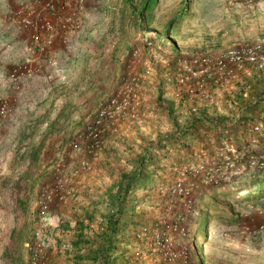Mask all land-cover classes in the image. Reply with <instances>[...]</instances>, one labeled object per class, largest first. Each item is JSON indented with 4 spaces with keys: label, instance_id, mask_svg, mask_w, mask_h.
<instances>
[{
    "label": "rangeland",
    "instance_id": "1",
    "mask_svg": "<svg viewBox=\"0 0 264 264\" xmlns=\"http://www.w3.org/2000/svg\"><path fill=\"white\" fill-rule=\"evenodd\" d=\"M17 1L0 0V102L8 99L14 106L12 114L0 120V264H30V246L39 227L36 200L44 181L60 159L68 158L69 141L113 94L131 51L144 46L145 36L161 44L172 71L181 56H218L264 39V0L254 5L247 0H88L70 45L55 53L54 78L33 77L18 87L8 76L26 58L25 36L4 20ZM148 55L144 51L146 60ZM156 67L146 96L154 118L131 126L128 136L113 140L117 146L101 151L97 159L103 152L104 160L99 166L93 162L97 176L92 183L88 178L85 187L54 212L47 234L50 264H99L92 259L96 242L88 234L112 232L111 218L121 219L112 260L140 264L133 253L134 232L165 216L157 189L174 184L178 165L195 161L193 146L169 140L199 116L172 95L162 67ZM260 90L250 92L258 98ZM238 107H248L243 115L250 121L264 123L262 102L241 97ZM237 112L217 113L228 120ZM221 135L209 133L211 149L218 147ZM190 141L196 149L202 145ZM259 150L264 151V145ZM263 176V171H248L234 182L195 194L188 235L178 237L175 246H188V264H264V232L254 236L246 231L264 223V186L252 185Z\"/></svg>",
    "mask_w": 264,
    "mask_h": 264
},
{
    "label": "built area",
    "instance_id": "2",
    "mask_svg": "<svg viewBox=\"0 0 264 264\" xmlns=\"http://www.w3.org/2000/svg\"><path fill=\"white\" fill-rule=\"evenodd\" d=\"M258 1L247 0L250 5ZM87 2L18 0L8 10L4 20L23 32L26 53V58L11 68L10 82L19 87L33 77L45 81L54 78L55 53L70 45L86 16ZM142 42L144 46L138 45L131 51L113 94L69 141L68 158L60 159L50 178L44 181L36 200L39 227L30 246V264H50L52 244L47 234L54 212L66 206L69 196L82 190L88 178L92 183L97 176L93 162L108 141L121 138L131 126H142L154 118L155 109L147 105L146 96L156 66L162 67V77L172 95L188 105L193 114L225 109L238 112L232 123L224 127L214 150L204 147V143L196 149L190 141L188 146H193L195 161L178 165L174 184L160 185L157 189L164 202L165 216L134 232L137 245L133 253L140 264H188V246L179 249L175 246L178 237L188 235L187 223L195 207V194L234 182L248 171H264V151L259 150L264 145V123L246 122L243 113L248 107H238L241 97L253 104L264 102V39L237 45L218 56H181L175 61L174 71L166 66L163 47L153 36H145ZM144 51L150 59L146 60ZM254 87L261 88L258 98L250 92ZM13 109L11 100H2L0 120L9 117ZM237 126L242 130L239 135L233 131ZM211 140L210 137L208 141ZM246 231L254 236L262 233L264 223L257 228L247 226Z\"/></svg>",
    "mask_w": 264,
    "mask_h": 264
},
{
    "label": "trees",
    "instance_id": "3",
    "mask_svg": "<svg viewBox=\"0 0 264 264\" xmlns=\"http://www.w3.org/2000/svg\"><path fill=\"white\" fill-rule=\"evenodd\" d=\"M152 2L155 4L156 0H148L146 3ZM257 106V105H256ZM256 109V108H255ZM250 114V112H249ZM253 114V112H252ZM252 114H250L252 116ZM211 113L202 112L198 118H193L190 124L182 131L176 132L172 134L169 141L175 143L180 142L182 143H189V140H197L201 141V143H204L205 146H208V138L209 133H216V134H222V131L224 129V119L221 117L220 119L218 117H211ZM249 115V116H250ZM246 122L248 120L250 121L252 118L244 116ZM240 129V126H237L233 128V131L237 133V130ZM241 130V129H240ZM202 133V134H201ZM185 139V140H182ZM211 148V147H210ZM264 172V171H263ZM138 180V178H137ZM253 187H263L264 186V176L262 180H259L257 182H254ZM126 189H130L129 186L126 187ZM250 190L252 188H249ZM120 218H111L108 223V229L111 231H105L103 233L97 234V233H89L88 235L94 240L95 243V250L92 251V259L99 264H115L112 260V256L116 250V239L118 236V231L121 229L118 224L120 223ZM113 227V228H112ZM80 231L82 230V225L80 227ZM77 230L79 231V229ZM85 230V229H84ZM85 233V232H84ZM83 233L81 231V239H84L85 236H82ZM90 237H86L87 239H90Z\"/></svg>",
    "mask_w": 264,
    "mask_h": 264
},
{
    "label": "crops",
    "instance_id": "4",
    "mask_svg": "<svg viewBox=\"0 0 264 264\" xmlns=\"http://www.w3.org/2000/svg\"><path fill=\"white\" fill-rule=\"evenodd\" d=\"M255 12H257V14H259V13H261V9H257ZM255 12H253V13H255ZM257 36L256 37H258V35L259 34H256ZM255 36V35H254ZM263 104H264V102H262ZM211 114L212 113H214V112H210ZM215 114V116L214 117H222L224 120H225V122L226 123H232V119L230 118V119H228V120H226L227 119V117L226 116H221L222 114H218L217 112H215L214 113ZM129 133H130V129L128 128L126 131H125V133H124V135L126 136L127 134L129 135ZM127 135V136H128ZM115 138H113V139H110L109 141H108V143H107V145H106V149L107 148H113L114 146H117V144L118 143H116V142H114L113 140H114ZM116 139H118L119 140V138H116ZM114 145V146H113ZM104 156H105V154H103V152L99 155V158L98 159H96L97 160V162H96V164L99 166V164H100V162L101 161H103L104 160Z\"/></svg>",
    "mask_w": 264,
    "mask_h": 264
}]
</instances>
